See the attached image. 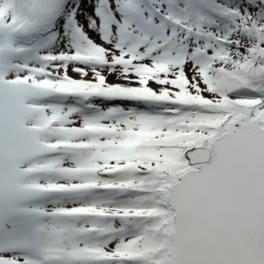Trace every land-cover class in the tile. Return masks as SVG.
<instances>
[{
  "label": "snow or ice",
  "instance_id": "6c2138e0",
  "mask_svg": "<svg viewBox=\"0 0 264 264\" xmlns=\"http://www.w3.org/2000/svg\"><path fill=\"white\" fill-rule=\"evenodd\" d=\"M0 264H264V0H0Z\"/></svg>",
  "mask_w": 264,
  "mask_h": 264
},
{
  "label": "bare ground",
  "instance_id": "6f19581e",
  "mask_svg": "<svg viewBox=\"0 0 264 264\" xmlns=\"http://www.w3.org/2000/svg\"><path fill=\"white\" fill-rule=\"evenodd\" d=\"M111 79V78H110Z\"/></svg>",
  "mask_w": 264,
  "mask_h": 264
}]
</instances>
